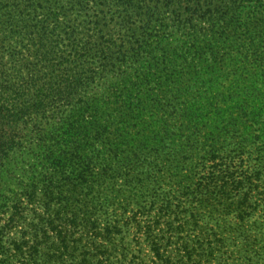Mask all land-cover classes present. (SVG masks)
I'll return each mask as SVG.
<instances>
[{"label":"trees","instance_id":"trees-1","mask_svg":"<svg viewBox=\"0 0 264 264\" xmlns=\"http://www.w3.org/2000/svg\"><path fill=\"white\" fill-rule=\"evenodd\" d=\"M16 153L15 200L59 208L0 264H264V0H0V177Z\"/></svg>","mask_w":264,"mask_h":264},{"label":"rangeland","instance_id":"rangeland-1","mask_svg":"<svg viewBox=\"0 0 264 264\" xmlns=\"http://www.w3.org/2000/svg\"><path fill=\"white\" fill-rule=\"evenodd\" d=\"M7 32L8 33V29L6 31L3 30V33ZM24 35V34H23ZM9 36V33H8ZM13 39H7V42L5 44V47L3 49L2 54H4L3 56L6 58L5 60H3L4 62V67L5 70L8 71L9 73L12 74L13 69H14V65L11 63V54L10 52L15 49H9V47H17V45L22 44L23 46L26 44V41L23 40V36L19 37L18 35L12 37ZM24 49L22 48H18V51L20 52V61H23L25 58H28L29 56H27L26 51H23ZM33 144V143H32ZM24 146H28L27 148H30L31 145L30 143L27 141V143ZM26 152V150H23L21 153ZM20 153V154H21ZM17 157H19L21 160H19L20 165L18 166V169L16 172H11V175H9V179L8 178H1L0 180V187L4 186L3 191L0 192V226L1 227H5V236H3V240H4V245L6 248H8L10 250V248H12L11 243L13 242V240H18L19 238H21V235L23 232H28V237L30 239L33 238L32 236V229L34 227L32 226H37V225H41L43 220L47 221L48 219H52V217L54 216V218H56V212L55 210H57L59 208L58 205L53 206L52 211H50V207H48L46 205V202L43 200V198H39L33 202H28L27 200H23V203H19L18 200H15V196L21 194L22 192V188L19 187L18 184V179L19 178H24L22 179L25 180L24 175H27V173H25L26 171H29V166L32 164L33 160H27L25 163L24 162V157L26 159V156H24L23 158L16 153ZM29 173V172H28ZM27 182V181H26ZM39 188H42V186L40 185ZM20 206L21 209L23 210V219L17 224L15 225V227H12V219H13V213H14V208L16 206ZM114 209L111 208L110 212L112 213ZM101 214V213H100ZM99 214V215H100ZM114 214V212H113ZM9 225V226H8ZM56 225H60V221H58L56 219ZM83 229L79 228L77 230L78 233H76L73 237L72 240L78 241V240H82V241H86L89 240L88 236H85L83 233ZM90 235V234H89ZM90 237H92V235H90ZM33 240V239H32ZM31 240V242H32ZM84 241V243H85ZM91 241V240H90ZM98 244H101L102 240L97 239ZM1 244V242H0ZM72 246H74V243H71ZM83 244V242H82ZM92 248V247H90ZM1 250V249H0ZM26 253L28 254V249L26 248ZM11 253V250H10ZM48 253V250L46 247L43 246L42 248V252L40 254L39 258H36V264H39L43 261L44 257L42 256L43 254ZM28 257V255H27ZM12 258V261L10 260L9 264H26L25 263V259L21 258V257H17V258ZM66 264H74V262L69 261Z\"/></svg>","mask_w":264,"mask_h":264}]
</instances>
